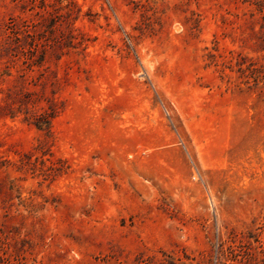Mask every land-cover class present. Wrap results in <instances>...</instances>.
Instances as JSON below:
<instances>
[{"label":"rangeland","instance_id":"obj_1","mask_svg":"<svg viewBox=\"0 0 264 264\" xmlns=\"http://www.w3.org/2000/svg\"><path fill=\"white\" fill-rule=\"evenodd\" d=\"M0 264H264V0H0Z\"/></svg>","mask_w":264,"mask_h":264}]
</instances>
